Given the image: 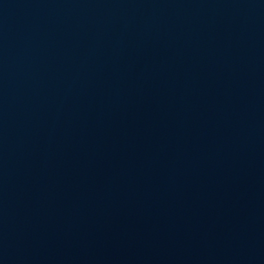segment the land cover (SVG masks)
Listing matches in <instances>:
<instances>
[{
    "label": "water",
    "instance_id": "water-1",
    "mask_svg": "<svg viewBox=\"0 0 264 264\" xmlns=\"http://www.w3.org/2000/svg\"><path fill=\"white\" fill-rule=\"evenodd\" d=\"M0 264H264V0H0Z\"/></svg>",
    "mask_w": 264,
    "mask_h": 264
}]
</instances>
